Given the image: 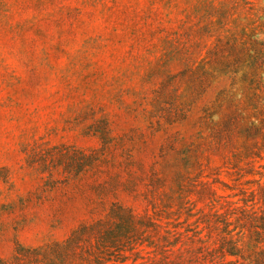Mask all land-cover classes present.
Wrapping results in <instances>:
<instances>
[{
    "label": "rangeland",
    "instance_id": "374dc122",
    "mask_svg": "<svg viewBox=\"0 0 264 264\" xmlns=\"http://www.w3.org/2000/svg\"><path fill=\"white\" fill-rule=\"evenodd\" d=\"M245 22L264 40V0H0V261L165 264L151 223L182 234L157 251L174 260L209 209L191 191L198 119L232 88L204 71ZM233 164L206 169L217 207L252 187Z\"/></svg>",
    "mask_w": 264,
    "mask_h": 264
},
{
    "label": "trees",
    "instance_id": "16d2710c",
    "mask_svg": "<svg viewBox=\"0 0 264 264\" xmlns=\"http://www.w3.org/2000/svg\"><path fill=\"white\" fill-rule=\"evenodd\" d=\"M252 25L249 22L241 25L237 35L232 34L221 51L218 49L213 54L209 71H204L205 75L226 77L229 87L232 86L219 95L211 109H206L204 116L198 119L200 134L191 152L194 165L191 191L195 202L206 203L209 209L194 222L195 225L201 224L202 229L197 230L196 225L192 235L185 236L188 244L182 246L187 247L179 248L174 260L167 261L166 253L157 251L162 249V243L177 246L182 234L177 233V242L170 243V232L165 231L164 236L159 232L160 225L150 224L152 231L146 241L147 247L161 255L165 264H228L227 257L240 259L246 264H264V164H261L264 162V40L257 38L262 33H256ZM236 86L238 89L234 90ZM238 141L239 145L242 144L240 149ZM212 157L228 164L233 161L240 185L252 184L251 188L240 191L242 197L237 202L224 201L218 207L215 205L218 197L213 184L217 181L211 183L207 180L209 176L205 175ZM241 163L247 170L241 168ZM248 176L254 179L246 180ZM139 223L131 218L132 228ZM204 231L206 235L201 237ZM90 232L91 235L96 233L93 229ZM93 238L96 243L103 239L113 243L118 237L108 229L98 231ZM79 240H68L57 246L60 248L57 250L61 254L75 252L79 246L74 245ZM15 261L19 262L18 256ZM0 264L6 263L0 261Z\"/></svg>",
    "mask_w": 264,
    "mask_h": 264
}]
</instances>
